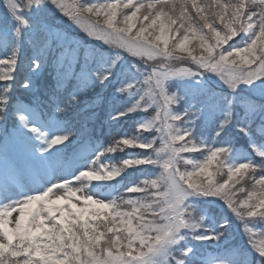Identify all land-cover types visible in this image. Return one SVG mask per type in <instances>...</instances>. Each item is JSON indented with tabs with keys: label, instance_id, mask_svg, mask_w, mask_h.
<instances>
[{
	"label": "snow or ice",
	"instance_id": "6c2138e0",
	"mask_svg": "<svg viewBox=\"0 0 264 264\" xmlns=\"http://www.w3.org/2000/svg\"><path fill=\"white\" fill-rule=\"evenodd\" d=\"M0 264H264V0H0Z\"/></svg>",
	"mask_w": 264,
	"mask_h": 264
},
{
	"label": "trees",
	"instance_id": "16d2710c",
	"mask_svg": "<svg viewBox=\"0 0 264 264\" xmlns=\"http://www.w3.org/2000/svg\"><path fill=\"white\" fill-rule=\"evenodd\" d=\"M127 11H131V9H128ZM119 155V154H118Z\"/></svg>",
	"mask_w": 264,
	"mask_h": 264
},
{
	"label": "rangeland",
	"instance_id": "374dc122",
	"mask_svg": "<svg viewBox=\"0 0 264 264\" xmlns=\"http://www.w3.org/2000/svg\"><path fill=\"white\" fill-rule=\"evenodd\" d=\"M15 215V214H14Z\"/></svg>",
	"mask_w": 264,
	"mask_h": 264
}]
</instances>
